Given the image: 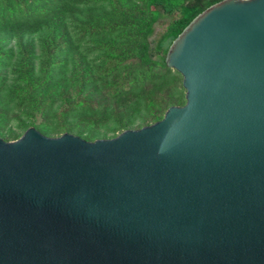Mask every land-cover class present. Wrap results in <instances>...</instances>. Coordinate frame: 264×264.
<instances>
[{
    "label": "water",
    "instance_id": "95a60500",
    "mask_svg": "<svg viewBox=\"0 0 264 264\" xmlns=\"http://www.w3.org/2000/svg\"><path fill=\"white\" fill-rule=\"evenodd\" d=\"M184 104L112 138H0V264H264V0L172 40Z\"/></svg>",
    "mask_w": 264,
    "mask_h": 264
},
{
    "label": "trees",
    "instance_id": "16d2710c",
    "mask_svg": "<svg viewBox=\"0 0 264 264\" xmlns=\"http://www.w3.org/2000/svg\"><path fill=\"white\" fill-rule=\"evenodd\" d=\"M218 1L0 0V138L32 127L93 141L158 121L184 104L165 52Z\"/></svg>",
    "mask_w": 264,
    "mask_h": 264
},
{
    "label": "rangeland",
    "instance_id": "374dc122",
    "mask_svg": "<svg viewBox=\"0 0 264 264\" xmlns=\"http://www.w3.org/2000/svg\"><path fill=\"white\" fill-rule=\"evenodd\" d=\"M174 17V14L171 17H165V16H160L157 21L153 25V32L150 37V39L156 38L165 28L167 23Z\"/></svg>",
    "mask_w": 264,
    "mask_h": 264
}]
</instances>
